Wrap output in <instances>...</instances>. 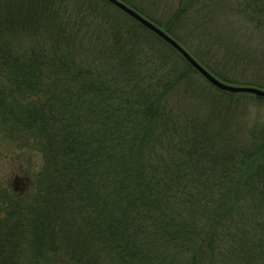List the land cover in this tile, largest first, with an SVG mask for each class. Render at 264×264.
I'll list each match as a JSON object with an SVG mask.
<instances>
[{
  "label": "trees",
  "instance_id": "16d2710c",
  "mask_svg": "<svg viewBox=\"0 0 264 264\" xmlns=\"http://www.w3.org/2000/svg\"><path fill=\"white\" fill-rule=\"evenodd\" d=\"M218 12L257 49L192 57L264 90V0H177L167 24L145 17L186 51L174 22L204 36ZM230 100L264 106L216 90L105 0H0V141L18 153L0 156L13 169L0 264H264V119L238 120Z\"/></svg>",
  "mask_w": 264,
  "mask_h": 264
},
{
  "label": "rangeland",
  "instance_id": "374dc122",
  "mask_svg": "<svg viewBox=\"0 0 264 264\" xmlns=\"http://www.w3.org/2000/svg\"><path fill=\"white\" fill-rule=\"evenodd\" d=\"M118 1L123 3L120 0ZM133 1L137 3L136 7L143 12L144 17L146 15L160 24H167L171 20L174 12L176 11V6H177V0H133ZM226 1L228 4H231V2H237L239 0H226ZM123 4L126 5L125 3ZM126 6L129 7L128 5ZM226 14L219 16V12H218V14L214 15L213 19H211L210 21H214L215 24L213 25L210 31H207V34H204V36L201 35L198 30L193 31L189 29L188 27L189 24L185 20L179 19L174 22L176 29L180 32V34L183 37L182 42H184L185 44L187 43L186 48L189 52L187 50L186 52L189 53L190 56H192L191 54H198L200 58L209 60L210 64L216 65V60L218 59L227 60V59H231L234 57L238 59H242L244 56L243 54L249 53L251 50L257 49V47L254 46L253 44L255 42H251L249 40V37H248L249 32H247L248 28H245L246 31L244 33H240L239 29H236L234 27L235 26L234 23L237 22V18L231 19L229 16H226ZM146 20L152 23L151 19L149 20L148 18H146ZM217 20H219V22ZM210 23L213 24L212 22ZM156 27L159 28L158 26ZM206 35H209V37L207 38ZM31 39H32L31 37L30 38L27 36L25 37V34H23L21 37L16 39V44L17 46H31L32 45ZM221 40H223V42L228 45L230 42H231V45L235 44L234 47L236 48L233 50L239 55L235 56L234 52L229 53L227 50L219 51V49H216L213 46L214 45L213 43L219 44ZM181 47L183 48L182 45ZM210 74L213 75L212 73ZM213 76L216 79H218L220 82L228 86L242 87V88H254L252 86L243 85V84H229V83L222 81L215 75ZM255 89H258V88H255ZM215 101L220 102L222 101V98L215 96ZM233 101L231 102L228 101V103L230 105L231 112L236 116V118H238V120H240V118H243L244 114L245 116L250 117V122H254L258 120L259 118L264 119V106L263 105L261 107H258L255 105L249 107L244 103L235 102V100ZM251 102L254 103L253 100H251ZM245 105L247 106V109L245 108ZM235 106H237L236 109H234ZM239 106H241V108ZM242 108L243 110H240ZM185 109L188 110V107H185ZM189 109L190 111L188 110V112L192 114L197 113L201 116L202 114L205 113L203 111L197 112L195 107L194 108L189 107ZM200 110H203V109L201 108ZM14 147L15 146L12 144H9L5 141H0V156H16L18 153L16 152V150H13ZM20 156H39V155H36L34 153L29 154L25 152V153H21ZM11 172H13V169L10 166V162L8 163L7 159L5 160L3 158H0V181L3 182L6 178H8ZM24 184H25L24 181L19 180L17 183V191L21 192L22 189L24 190L25 189ZM56 264H68V261L62 257H58Z\"/></svg>",
  "mask_w": 264,
  "mask_h": 264
},
{
  "label": "water",
  "instance_id": "95a60500",
  "mask_svg": "<svg viewBox=\"0 0 264 264\" xmlns=\"http://www.w3.org/2000/svg\"><path fill=\"white\" fill-rule=\"evenodd\" d=\"M110 5L121 11L123 14L140 24L142 27L156 35L159 39L164 41L174 50H176L184 60L198 73L202 76L205 81L214 87L216 90L231 93V94H251L257 98L264 99V91L255 88H242V87H232L223 84L213 75H211L206 69H204L192 56H190L175 40L169 37L165 32L157 28L154 24L143 18L135 10L127 7L118 0H105Z\"/></svg>",
  "mask_w": 264,
  "mask_h": 264
}]
</instances>
